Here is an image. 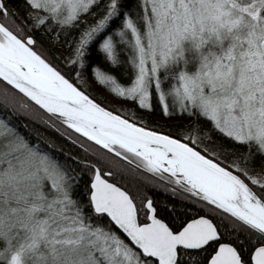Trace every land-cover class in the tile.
Returning a JSON list of instances; mask_svg holds the SVG:
<instances>
[{
  "label": "snow or ice",
  "instance_id": "1",
  "mask_svg": "<svg viewBox=\"0 0 264 264\" xmlns=\"http://www.w3.org/2000/svg\"><path fill=\"white\" fill-rule=\"evenodd\" d=\"M0 82V264H264V0H0Z\"/></svg>",
  "mask_w": 264,
  "mask_h": 264
},
{
  "label": "trees",
  "instance_id": "2",
  "mask_svg": "<svg viewBox=\"0 0 264 264\" xmlns=\"http://www.w3.org/2000/svg\"><path fill=\"white\" fill-rule=\"evenodd\" d=\"M13 5H17L19 3V0H11ZM85 80L88 83H92L91 82V78L89 76H85ZM123 83V81H122ZM5 85H3V83L0 82V87H3ZM107 87L105 86H98L96 84H92V90L90 92H88L87 94H89L92 98L96 99L98 102L101 103V105L103 107H105L106 109L112 111L113 113H116L118 115H121L122 117H124L125 119H128L129 121L145 127L147 129L150 130H154L163 134H175L176 132V128L178 125H182V124H186L188 123L187 120H181L179 118L176 119V123L172 124L170 123L169 119H162L161 122L159 121V117L161 116L160 113V107L158 105V102L154 101V111H152L150 114H145V113H141L139 110H136V114L137 116H141L144 115L145 119L144 121H141L138 119L137 122L133 121V119L131 118V116L124 112L123 108L117 105H112L110 103H108L107 101V96L108 94H110L109 90H106ZM13 91V90H11ZM14 92V91H13ZM17 95H19L17 93ZM106 98V99H105ZM130 108L131 106H133V104L129 103ZM6 112L3 109V105L0 104V115H5ZM14 122L19 123V124H23V123H29L31 124L30 121H27V119L23 116L20 117H15L14 118ZM36 128H39L40 131L44 132L46 136L51 137L53 139H55L56 143L58 145L64 144L65 147L67 149H70L71 151L75 152L78 156H80L81 159L92 162V163H97L99 167H101L102 171H112L114 173H116V168L118 167H123L125 169H127L126 173H116L115 177H104L105 179H108L110 182H114L117 184V186L121 187L122 189L129 191L130 194L132 195H136L137 189L140 187H143V180L142 177L148 176L147 173L142 172L139 169H135L134 166L132 165H128L125 161H121L119 160V158L111 156V154H106L108 156L111 157L112 161L116 162L115 165H111V164H105L99 161L94 160L93 157L91 156H87L83 153V151L75 146H71V145H67L63 139L61 137H59V135L51 130L48 129H44L42 128L40 125H32ZM82 140L84 138H81ZM205 143H207V141H204ZM86 144L91 145L93 148H96L98 146L96 145H92L91 142L85 141ZM101 151H104L101 149ZM147 195L150 196L156 203L158 206H160L161 204H163L165 202L166 199H169L170 196L168 194H166L163 190H157L151 186H147Z\"/></svg>",
  "mask_w": 264,
  "mask_h": 264
},
{
  "label": "rangeland",
  "instance_id": "3",
  "mask_svg": "<svg viewBox=\"0 0 264 264\" xmlns=\"http://www.w3.org/2000/svg\"><path fill=\"white\" fill-rule=\"evenodd\" d=\"M105 87H107V86H105ZM107 97H108L107 98L108 103H110L112 105H117L119 107L121 106L123 108L124 112L128 113L131 116V118L133 119V121L137 122L138 119L140 120V117L137 116L136 111H134V109L138 110V108H135L134 105L131 106V108H130L129 103H131V102L125 103L123 100L116 99V98L113 97V95H109V94H108ZM160 112H162V109L161 108H160ZM176 112H179V111L176 110Z\"/></svg>",
  "mask_w": 264,
  "mask_h": 264
},
{
  "label": "flooded vegetation",
  "instance_id": "4",
  "mask_svg": "<svg viewBox=\"0 0 264 264\" xmlns=\"http://www.w3.org/2000/svg\"><path fill=\"white\" fill-rule=\"evenodd\" d=\"M160 113H161V116L159 117V121L158 122H161L162 119H169V118L165 117L162 112H160ZM179 115H180L179 112L175 111V117L176 118L169 119L170 123L175 124L176 123V119L179 117Z\"/></svg>",
  "mask_w": 264,
  "mask_h": 264
},
{
  "label": "water",
  "instance_id": "5",
  "mask_svg": "<svg viewBox=\"0 0 264 264\" xmlns=\"http://www.w3.org/2000/svg\"><path fill=\"white\" fill-rule=\"evenodd\" d=\"M1 83H3V82H1ZM7 87H9L10 88V86H7ZM13 91H15V90H13ZM102 106V105H101ZM106 109V108H105ZM106 110H108V109H106ZM110 111V110H109ZM114 114H116V113H114ZM118 115V114H117ZM124 118V117H123ZM129 122H131V121H129ZM133 123V122H132ZM137 125V124H136ZM137 126H139V125H137ZM140 127H142V126H140ZM147 129V128H146ZM147 130H150V129H147ZM163 134V133H162ZM104 178V177H103Z\"/></svg>",
  "mask_w": 264,
  "mask_h": 264
}]
</instances>
